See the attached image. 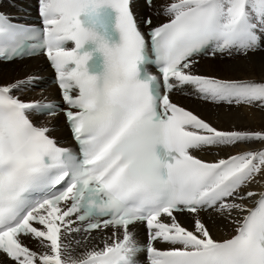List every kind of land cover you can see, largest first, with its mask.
Returning a JSON list of instances; mask_svg holds the SVG:
<instances>
[{"label":"snow or ice","instance_id":"1","mask_svg":"<svg viewBox=\"0 0 264 264\" xmlns=\"http://www.w3.org/2000/svg\"><path fill=\"white\" fill-rule=\"evenodd\" d=\"M137 7L37 0L38 26L0 12V60L46 56L78 144L59 147L29 119L54 114L14 95L30 78L0 84V264H141V253L144 264H264V129L220 130L169 96L191 86L204 101L264 111V79L192 71L208 50L264 51V0H169L155 25ZM255 143L214 161L194 155ZM201 213L227 220L228 237L215 239ZM138 223L143 245L130 230ZM103 229L112 231L102 247L70 239Z\"/></svg>","mask_w":264,"mask_h":264},{"label":"bare ground","instance_id":"2","mask_svg":"<svg viewBox=\"0 0 264 264\" xmlns=\"http://www.w3.org/2000/svg\"><path fill=\"white\" fill-rule=\"evenodd\" d=\"M31 0H0V9L7 13H19V6L26 5ZM169 0H155L152 12L143 3L138 4V11L141 14H152L153 23L158 24L166 17L156 15L161 11L163 6ZM161 4L158 8L157 5ZM193 72L200 75L215 76L221 79H254L260 81L264 79V51L250 53L247 57L239 54L232 56H215L214 58L201 59L192 69ZM51 70L44 56H36L21 61L14 60L8 63L0 61V84H10L16 81H25L26 78H31L34 75H50ZM29 83H24L27 87L24 92L17 91L16 93L26 100L33 101L41 98H57L58 89L55 86L48 85L40 88H30L35 82V79H28ZM24 84H22L24 86ZM48 87V88H47ZM188 96L175 94L174 99L186 105L193 113L200 116L202 119L213 124L214 127L220 130H240V131H258L264 129V111L246 106H228L226 104H215L210 101H204L198 98L191 86L187 87ZM47 125L55 126L52 134L57 137L68 136V130L65 127L64 119L61 115L45 119ZM258 143L250 145H240L238 147H228L224 149H208L204 151L194 152L195 155L207 161H214L218 158L226 157L229 154H235L237 151L259 148ZM260 185H253L250 190H260ZM247 203V202H246ZM177 219L185 226L191 228V217L185 214L176 213ZM200 218L209 227L211 234L215 239L227 238L231 233V225L229 222L215 214L201 213ZM135 236L142 235L144 229L140 225L134 228ZM111 229H103L95 231L91 236L79 237L73 233L70 239L85 240V246L98 244L101 247V241L111 235ZM145 238V236H144ZM34 245L35 242H33ZM159 246L167 247L166 244L159 243ZM37 246V245H36ZM82 249H78L80 251ZM3 258H0L2 260Z\"/></svg>","mask_w":264,"mask_h":264},{"label":"rangeland","instance_id":"3","mask_svg":"<svg viewBox=\"0 0 264 264\" xmlns=\"http://www.w3.org/2000/svg\"><path fill=\"white\" fill-rule=\"evenodd\" d=\"M161 6V4H158L157 7L159 8ZM27 83H29V81L27 80ZM25 85V84H24Z\"/></svg>","mask_w":264,"mask_h":264}]
</instances>
